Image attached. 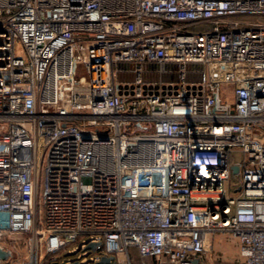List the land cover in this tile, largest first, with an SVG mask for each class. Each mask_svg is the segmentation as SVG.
I'll return each instance as SVG.
<instances>
[{
  "label": "built area",
  "instance_id": "1",
  "mask_svg": "<svg viewBox=\"0 0 264 264\" xmlns=\"http://www.w3.org/2000/svg\"><path fill=\"white\" fill-rule=\"evenodd\" d=\"M0 212L18 264L85 234L205 264L216 232L264 264V0H0Z\"/></svg>",
  "mask_w": 264,
  "mask_h": 264
},
{
  "label": "rangeland",
  "instance_id": "2",
  "mask_svg": "<svg viewBox=\"0 0 264 264\" xmlns=\"http://www.w3.org/2000/svg\"><path fill=\"white\" fill-rule=\"evenodd\" d=\"M14 51L16 53H22V45L18 39L14 42ZM242 154L239 151L232 152V158L240 159ZM42 175V173H41ZM236 174H230V182L232 183L235 180ZM230 192L232 191V184L230 186ZM7 223V214L6 212H0V224ZM33 235V230H25L22 232H11L5 233L0 236V242L4 247L10 249L11 257L13 259L14 264H18L20 259L27 252V249L30 246V237ZM92 235L85 234L81 235L77 238L76 241L66 245L64 248L60 250L50 253L49 256L54 259L59 260V263H64L66 261L78 260L76 264H95L94 258L95 256H99V252L97 247L92 249L82 250V244L86 243L90 240ZM9 253V254H10ZM84 255L85 259L80 260V256ZM39 260L42 257L41 254L38 255ZM133 256L131 255V258ZM134 264H141V260L139 258H135L132 260ZM48 264V262L46 263ZM147 264H156L154 259L147 258ZM205 264H243L236 252V245L233 237H231L226 232L220 233L216 232L214 235L213 243L211 248L207 251V258Z\"/></svg>",
  "mask_w": 264,
  "mask_h": 264
},
{
  "label": "water",
  "instance_id": "3",
  "mask_svg": "<svg viewBox=\"0 0 264 264\" xmlns=\"http://www.w3.org/2000/svg\"><path fill=\"white\" fill-rule=\"evenodd\" d=\"M230 170L232 172H235L236 170V165L235 164H230ZM100 240H88L84 245H82L81 249H92L95 248L99 244ZM8 255V250L5 247L0 246V258H5ZM110 255L106 254H99V256L94 259L95 264H115V261L110 259ZM78 260H73V261H66L61 264H76ZM191 264H199L197 263V259L193 258ZM50 264H60L57 259L51 260Z\"/></svg>",
  "mask_w": 264,
  "mask_h": 264
},
{
  "label": "bare ground",
  "instance_id": "4",
  "mask_svg": "<svg viewBox=\"0 0 264 264\" xmlns=\"http://www.w3.org/2000/svg\"><path fill=\"white\" fill-rule=\"evenodd\" d=\"M28 225V216L27 214H19V213H14L13 219H12V226L13 227H27ZM31 245V250L32 252L35 249V237L33 236L30 241Z\"/></svg>",
  "mask_w": 264,
  "mask_h": 264
},
{
  "label": "trees",
  "instance_id": "5",
  "mask_svg": "<svg viewBox=\"0 0 264 264\" xmlns=\"http://www.w3.org/2000/svg\"><path fill=\"white\" fill-rule=\"evenodd\" d=\"M128 251L130 253V256L131 255L133 256L131 259L133 260L135 258H139V260H141V264H147V258L153 259V257H151V256L140 254L139 251L137 250V248L135 246H130L128 248Z\"/></svg>",
  "mask_w": 264,
  "mask_h": 264
},
{
  "label": "crops",
  "instance_id": "6",
  "mask_svg": "<svg viewBox=\"0 0 264 264\" xmlns=\"http://www.w3.org/2000/svg\"><path fill=\"white\" fill-rule=\"evenodd\" d=\"M216 233H214L213 234V239H214V235H215ZM49 258H51V260H54V258L53 257H51V256H49ZM59 261V260H58Z\"/></svg>",
  "mask_w": 264,
  "mask_h": 264
}]
</instances>
